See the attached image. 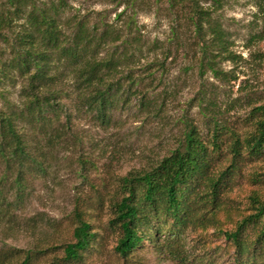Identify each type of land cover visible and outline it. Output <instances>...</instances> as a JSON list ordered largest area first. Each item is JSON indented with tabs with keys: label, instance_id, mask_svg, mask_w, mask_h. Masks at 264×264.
Segmentation results:
<instances>
[{
	"label": "rangeland",
	"instance_id": "rangeland-1",
	"mask_svg": "<svg viewBox=\"0 0 264 264\" xmlns=\"http://www.w3.org/2000/svg\"><path fill=\"white\" fill-rule=\"evenodd\" d=\"M7 1L0 0V8L1 3L8 6ZM32 1L43 6L58 0ZM64 1V19L86 15L89 25L104 18L122 26V19L134 10L147 44L154 39L168 44L167 38L175 28L182 45L171 42L172 53L177 49L175 60L167 64V72H154L156 78L161 75V82L147 90L158 103L162 101L157 112L132 105L116 110L109 126H101L78 109L71 87L64 82L62 89L69 97L62 94L61 103L69 118L68 128L59 144L49 142L48 137L54 133L51 128L46 133L32 131L45 151V172L26 175L27 188L18 205L12 203L16 198L14 174L0 164V178L7 173L2 181L3 201H11L7 210L2 206L4 213L0 214V264L20 261L27 250H33L31 264H237L234 246L224 239L222 231L232 229L236 221L254 212L252 196L264 202V151L250 155L243 146L235 166L227 170L232 160V139L237 136L242 141L254 130L256 120L264 116L255 109L264 106V0H196L198 6L213 10L212 17L227 33L230 53L216 59L217 76L208 69L202 75L198 72L200 42L180 7L171 12L168 0H134V6H128L129 0ZM174 11H178L176 17ZM121 12L123 16L118 17ZM22 21L14 22V31ZM64 30L70 31L65 26ZM1 33L10 35L7 29ZM1 33L0 56L6 59L9 46ZM155 58L160 54L150 53L142 63ZM4 86L6 97L19 106L22 79L17 76L13 84ZM4 103L0 99V107ZM185 118L195 123L206 143L214 124L220 128V151L213 153L208 173L213 178L220 176L214 204L208 198L210 194L205 202L191 200L193 221L172 231L171 219L160 217L156 222L160 232L154 236L152 229L146 231L142 244L121 256L114 249L119 231L109 224V198L119 177L155 163L179 145ZM64 120L61 115L54 127ZM209 190L205 179L198 184V192ZM76 203L86 211L96 237L81 260L63 262V246L73 240ZM259 226H248L244 235L253 238ZM12 249H19L18 256L2 258ZM257 253L256 264H264V246Z\"/></svg>",
	"mask_w": 264,
	"mask_h": 264
},
{
	"label": "trees",
	"instance_id": "trees-1",
	"mask_svg": "<svg viewBox=\"0 0 264 264\" xmlns=\"http://www.w3.org/2000/svg\"><path fill=\"white\" fill-rule=\"evenodd\" d=\"M168 1L171 12L180 7L182 17L193 26L194 37L200 42L198 72L202 75L208 69L217 76L216 59L226 58L230 53L221 22L212 17L213 10L198 6L196 0ZM7 2L8 6L1 3L0 8V33L3 29L10 32V35L1 33L3 38L7 37L9 58L0 56V99L5 101L0 107V164L6 172L14 174L12 186L16 198L12 203L18 205L27 188L26 175L45 172V151L32 131L46 133L51 128L54 133L48 140L59 144L68 128L69 118L61 103L62 94L69 97L68 91L62 89L65 81L71 87L78 109L90 114L101 126H109L116 110H127L132 105L138 110L152 108L157 112L162 101L158 103L147 90L161 82V75L156 78L154 72H167V64L175 60L177 49L172 53L171 42L182 43L174 28L167 38L168 44L158 39L147 44L134 10L122 19V26L110 24L104 18L89 25L86 15L64 19V0L50 1L43 6L32 0ZM134 2L129 0L127 4L134 6ZM186 2L188 9L184 7ZM177 12L174 11L175 17ZM19 19L23 21L14 31V22ZM64 26L70 31L66 32ZM150 53H158L160 58L142 63ZM17 76L23 82L19 106L9 101L4 86L13 84ZM255 109L264 112L262 105ZM61 115L65 120L54 127ZM184 120L185 130L179 145L155 163L119 177L115 192L109 198L112 214L109 224L119 231L114 249L121 256L137 249L146 238V231L152 229L156 236L160 232L156 228L160 217L171 219L172 231L193 221L191 200L205 202L210 194L208 198L214 204L220 176L213 178L208 173L213 153L220 151V128L214 124L206 143L195 123ZM243 146L250 155L264 151V116L256 120L254 130L242 141L237 136L232 139L229 145L232 160L227 170L235 166ZM6 174L0 178V214L11 205L10 200L3 201L2 181ZM204 179L210 187L208 193L197 191ZM251 199L254 212L236 221L232 229L222 231L224 239L234 246L237 264H256L257 251L264 246V202L256 195ZM86 214L81 204L76 203L73 240L63 246V262L81 260L95 240L96 233ZM258 223L260 226L253 238L244 235L248 226ZM19 252V249L6 251L2 258L18 256ZM32 258L33 250H27L20 261L12 264H31Z\"/></svg>",
	"mask_w": 264,
	"mask_h": 264
}]
</instances>
